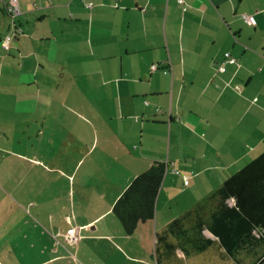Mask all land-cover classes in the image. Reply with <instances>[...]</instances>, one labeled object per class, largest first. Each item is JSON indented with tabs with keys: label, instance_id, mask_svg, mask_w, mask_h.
Segmentation results:
<instances>
[{
	"label": "crops",
	"instance_id": "0c3cea01",
	"mask_svg": "<svg viewBox=\"0 0 264 264\" xmlns=\"http://www.w3.org/2000/svg\"><path fill=\"white\" fill-rule=\"evenodd\" d=\"M7 4L0 39H18L0 43V152L16 160L0 161V185H12L9 168L17 173L6 196L23 220L12 227L16 215L0 214V230L21 236L27 225L32 264L60 257L58 174L73 185L83 173L79 209L65 204L75 212L74 226L64 216L65 242L121 252L131 239L140 248L157 240L162 255L167 223L264 151L263 0H18L16 17ZM225 52L237 62L221 72ZM154 162L166 164L154 218L127 235L112 205Z\"/></svg>",
	"mask_w": 264,
	"mask_h": 264
},
{
	"label": "trees",
	"instance_id": "16d2710c",
	"mask_svg": "<svg viewBox=\"0 0 264 264\" xmlns=\"http://www.w3.org/2000/svg\"><path fill=\"white\" fill-rule=\"evenodd\" d=\"M16 36L11 41L17 40ZM165 171V163L154 162L135 176L113 203L112 213L125 234L131 235L139 223L154 218ZM165 230L171 243L162 255L179 250L192 257L216 245L237 264H241V253L253 257L251 264H264V151L169 221ZM160 249L156 240V254Z\"/></svg>",
	"mask_w": 264,
	"mask_h": 264
},
{
	"label": "rangeland",
	"instance_id": "374dc122",
	"mask_svg": "<svg viewBox=\"0 0 264 264\" xmlns=\"http://www.w3.org/2000/svg\"><path fill=\"white\" fill-rule=\"evenodd\" d=\"M11 19V16H8L6 18V21L9 22L8 24L11 23ZM2 160L5 161V163L10 164L11 166L15 164L16 156L13 154L10 155L0 152V161ZM9 169V179L13 182L9 187H6L4 183L3 185H0L4 189L3 190L0 187V214L5 215L7 214L6 212H9V214H15L17 217L16 220H12L8 222V224H11L12 227H21L23 215L21 214L19 208L15 204L13 205V200L7 198L6 196L8 193L12 194V190L14 189L13 187L15 186V181L17 179V173L13 172L11 168ZM81 176H83V173L81 171H78L76 174H72V178L74 179V184L72 185L62 175L58 174L55 191L57 196L58 212L57 232L59 234H63V232H65V230L69 226V223L66 221V217H64L66 214H68V216L70 217V223H72L71 225L74 226V222L72 221L73 219L71 218L75 216V212L73 213V211H69V208L65 207V204L68 205L67 202H69L70 204L72 202V199H74V204L77 210L79 209L80 203L79 198L77 197V184H79L81 180H83ZM93 179H96L95 174H91V178L89 179V181L92 182ZM90 190H92L91 192H93L92 188ZM89 193H87L88 197H90V195H94ZM2 198L3 203H1ZM92 201L93 200H91V202ZM87 205L88 203L84 206L87 207ZM92 206L95 207V205H88L89 208H91ZM28 208L30 211H32L29 206ZM89 215H92L91 211H88V217ZM111 217L116 219L115 216ZM22 228L23 231L25 229H28L27 225L22 226ZM74 230H76L75 227ZM23 231L21 232L22 234L20 236V233L18 232H13L11 234V229L9 230V233L1 232L0 230V264H32V248L30 246L31 235L27 232V237H22V235L24 234ZM29 231L31 232V230ZM204 233L208 237H212L207 231H205ZM59 234L57 236V255L60 257H58V259L52 264H141L138 261V258L141 257L145 261L144 264H237L236 261H233L229 256L225 254L221 247L216 245L211 247L205 253L192 257L183 256L182 252H179V255H182V259H179L176 257H170L168 255H159L158 257V253L156 254L155 252V242L150 244L146 242L147 244H144L143 248H140L138 247L137 242H135L134 239H131L126 246H123L121 248V252H119L116 248L104 243L103 245L101 243L93 245L89 241H78V243L76 244H68L64 241V237ZM169 240H171L170 237ZM46 243H48V241H46ZM149 245L153 247L152 251H150ZM13 248L16 249V252L13 251ZM238 259L241 264H251V262L253 261V257L250 254L246 253H241Z\"/></svg>",
	"mask_w": 264,
	"mask_h": 264
},
{
	"label": "built area",
	"instance_id": "2783aa9c",
	"mask_svg": "<svg viewBox=\"0 0 264 264\" xmlns=\"http://www.w3.org/2000/svg\"><path fill=\"white\" fill-rule=\"evenodd\" d=\"M177 2L179 4H183V0H177ZM93 4V2H87L86 6L87 7H91ZM8 5V12L10 13V15L12 17H16L18 14H19V4H18V0H9V4ZM243 20L250 24V25H254L255 24V20L253 18V16L251 15H246V14H241ZM14 33V34H13ZM17 33L16 32H12V34H7L5 35L2 39H0V43L2 45V47L4 49H8L9 45H10V42L11 40L13 39V37L16 35ZM236 59L234 57H232L230 55L229 52H225L224 53V60L219 64L218 66V70L219 71H224L225 67V63H230V64H236ZM157 68V65H151V70H154ZM177 173V171H176ZM184 183H187V178L184 177ZM67 237L70 241H76L77 240V237L75 235V230L74 228H70L68 229L67 231Z\"/></svg>",
	"mask_w": 264,
	"mask_h": 264
}]
</instances>
